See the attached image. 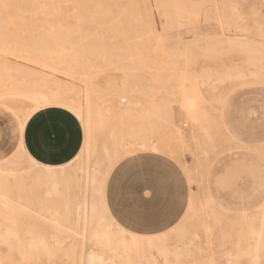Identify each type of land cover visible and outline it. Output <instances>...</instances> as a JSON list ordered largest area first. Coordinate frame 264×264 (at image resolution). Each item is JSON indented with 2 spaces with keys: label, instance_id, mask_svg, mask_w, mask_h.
<instances>
[{
  "label": "rangeland",
  "instance_id": "374dc122",
  "mask_svg": "<svg viewBox=\"0 0 264 264\" xmlns=\"http://www.w3.org/2000/svg\"><path fill=\"white\" fill-rule=\"evenodd\" d=\"M50 1L0 3L1 26L6 9L23 20L0 26V38L23 44L0 49V168L12 173L0 190L12 220L0 204V233L12 224L22 243L11 240L5 264H264V0ZM55 86L66 90L62 103L90 107L93 146L65 167L58 197L42 196L31 178L18 198L13 178L43 170L20 150L13 127L10 142V126L33 100L25 94ZM129 86L139 106L121 93ZM39 100L30 107L42 109ZM129 108L138 115L127 118ZM139 133L157 151L126 143ZM138 154L174 161L189 185L183 216L155 237L123 230L102 201L111 168ZM86 200L95 222L84 219ZM37 239L45 244L31 252Z\"/></svg>",
  "mask_w": 264,
  "mask_h": 264
},
{
  "label": "crops",
  "instance_id": "0c3cea01",
  "mask_svg": "<svg viewBox=\"0 0 264 264\" xmlns=\"http://www.w3.org/2000/svg\"><path fill=\"white\" fill-rule=\"evenodd\" d=\"M12 127L18 147L36 167L66 172V166L81 158L86 137L80 120L71 111L45 107L25 122L17 116L10 126V142L14 141ZM102 196L108 216L119 227L148 238L169 231L181 219L189 200V185L174 161L138 154L123 158L111 168Z\"/></svg>",
  "mask_w": 264,
  "mask_h": 264
},
{
  "label": "bare ground",
  "instance_id": "6f19581e",
  "mask_svg": "<svg viewBox=\"0 0 264 264\" xmlns=\"http://www.w3.org/2000/svg\"><path fill=\"white\" fill-rule=\"evenodd\" d=\"M12 1V2H11ZM49 1V0H48ZM66 1V0H65ZM73 1H77V0H73ZM84 0H82V2H83ZM105 1V0H104ZM5 2V3H4ZM16 2V1H15ZM35 2V1H34ZM37 2V1H36ZM35 2V3H36ZM41 2V1H40ZM67 2V1H66ZM68 2H70V1H68ZM67 2V3H68ZM107 2H109V1H107ZM0 3H3L2 5H7V6H11L12 4H13V0H9V2L7 1V0H0ZM18 3V2H17ZM17 3H15V4H17ZM23 3V2H22ZM21 3V4H22ZM48 3V2H47ZM47 3H45V4H47ZM100 3H102V2H99V5H100ZM14 4V5H15ZM30 4V3H29ZM50 4H52V0L50 1ZM79 4V3H78ZM103 4H104V2H103ZM102 4V5H103ZM110 4H112L111 2H110ZM31 5V4H30ZM58 5V4H57ZM60 5V4H59ZM70 7L72 6V4L70 5V4H68ZM68 5L67 6H63V9L65 10L67 7H68ZM98 5V6H99ZM23 5H21V6H19V4H18V10H21L20 8L22 7ZM44 7H45V5H43ZM53 6H56V4H54ZM2 7V6H1ZM5 7V6H4ZM15 7V6H14ZM41 7V6H40ZM57 7V6H56ZM62 7V6H61ZM61 7H58L59 9L61 8ZM100 7V6H99ZM102 7V6H101ZM105 7V6H104ZM148 8H149V5L147 6ZM6 8V7H5ZM23 8V7H22ZM26 8V7H25ZM33 8H34V6H33ZM72 8V7H71ZM106 8V7H105ZM3 9L4 8H2V11H3ZM31 9V8H30ZM35 9V8H34ZM40 9H42V7L40 8ZM68 9H70V8H68ZM96 9L97 8H95L94 10L96 11ZM150 9V8H149ZM10 10L13 12V9L12 8H10ZM15 10V9H14ZM25 10V9H24ZM23 10V11H24ZM73 10V9H72ZM93 10V9H92ZM106 10V9H105ZM6 11H7V16L4 18L3 17V19L5 20V22L3 23V24H5V25H7V24H12V25H16L21 19H20V16H19V12H17V9L11 14L10 13V11L9 10H7L6 9ZM38 11V10H37ZM37 11H35V12H37ZM43 11V10H42ZM55 11V10H54ZM53 11V12H54ZM57 11V10H56ZM60 11V10H59ZM67 11H70V10H67ZM95 11H94V13H95ZM98 11V10H97ZM101 11H102V9H101ZM8 12L10 13V14H8ZM33 12H34V10H33ZM51 12V11H50ZM53 12H52V14H53ZM75 12V11H74ZM22 13V12H21ZM20 13V14H21ZM26 13V12H25ZM45 13V12H44ZM60 13V12H59ZM65 13H66V11H65ZM68 13V12H67ZM66 13V14H67ZM93 12H91L90 13V15L89 16H91V14H92ZM149 13V15H150V12H148ZM3 14H4V11H3ZM3 14L1 15V16H3ZM26 14H28V13H26ZM31 14V13H30ZM49 14V13H48ZM57 14V13H56ZM106 14V13H105ZM5 15V14H4ZM37 14H35V16H36ZM40 15V13H38V16ZM60 15H62V11H61V13H60ZM58 16L59 18L58 19H60V17L61 16ZM65 14H64V11H63V15L62 16H64ZM93 15V14H92ZM102 15H104V14H102ZM53 16V15H52ZM95 16H97V15H95ZM105 17L106 16H108V15H104ZM27 17V16H26ZM29 17V16H28ZM27 17V18H28ZM40 17V16H39ZM64 17H66V16H64ZM64 17H62L63 18V20H65L66 18H64ZM93 17H94V15H93ZM99 17V16H98ZM104 17V18H105ZM38 18V17H37ZM42 17H40V19H41ZM61 18V19H62ZM90 18V17H89ZM100 18H101V16H100ZM99 18V19H100ZM2 18L0 17V20H1ZM20 19V20H19ZM33 19V18H32ZM35 19V18H34ZM44 19H45V17H44ZM52 19V17L50 18V20ZM69 19H71V18H69ZM30 20V19H29ZM46 20V19H45ZM48 21H49V19H47ZM46 20V21H47ZM52 20H54V19H52ZM50 21V23H53V21ZM61 21V22H63L64 23V21ZM91 20V19H90ZM101 20V19H100ZM21 21H23V20H21ZM34 21V20H33ZM47 21V22H48ZM58 21V20H57ZM68 21V20H67ZM77 21H79V20H77ZM2 22V21H1ZM30 22V21H29ZM46 22V23H47ZM56 22V21H55ZM81 22V21H80ZM23 23V22H22ZM39 23V22H38ZM62 23V24H63ZM92 23V22H91ZM90 23V24H91ZM1 24V23H0ZM48 24V23H47ZM59 24V21H58V23H57V25ZM74 24V23H73ZM80 24V23H79ZM79 24H77L78 26H79ZM4 25V26H5ZM40 25V24H39ZM69 25V24H68ZM1 26V25H0ZM4 26H1V27H4ZM45 26V25H44ZM48 27V26H47ZM59 27V26H58ZM61 27V26H60ZM6 30L8 31V27L6 26ZM9 28L11 29L12 28V26L10 27L9 26ZM13 28H15V27H13ZM30 28V27H29ZM62 28V27H61ZM42 29V28H41ZM69 29H70V27H69ZM15 30V29H14ZM24 30V29H23ZM28 30H31V28L30 29H28ZM60 31H61V29H59ZM76 30V29H75ZM25 31V30H24ZM39 31V30H38ZM42 31V30H41ZM40 31V32H41ZM77 31H78V29H77ZM77 31H75L76 32V35H77ZM20 32V31H19ZM50 32H51V30H50ZM0 33H1V31H0ZM9 33H10V31H9ZM21 33V32H20ZM62 33V32H61ZM66 33H68V31H66ZM6 33L4 32V34L3 35H5ZM12 34V33H11ZM14 34H16V33H13V35ZM19 34V33H18ZM24 34V33H23ZM39 34V33H38ZM37 34V35H38ZM34 35V34H33ZM36 35V34H35ZM7 36V35H6ZM9 36H11V35H9L8 34V38L7 39H9V42L8 41H6V40H4L3 38H0V49H22V46H23V44L22 45H19L18 43V45L16 44V45H13V43H11V45L10 44H8V43H10V38H9ZM15 36V35H14ZM17 36H19V35H17ZM17 36H15V38L17 37ZM23 36V35H22ZM91 38H92V36H90ZM20 38V37H19ZM5 39H6V37H5ZM14 39V38H13ZM51 40V39H50ZM15 41V40H14ZM12 42V41H11ZM17 42V41H16ZM16 42H14V43H16ZM60 44H61V42H60ZM27 45V44H26ZM50 46V45H49ZM61 46V45H60ZM63 46V45H62ZM69 46H71L70 44H69ZM69 46H68V48H69ZM33 47V46H32ZM30 48V47H29ZM53 48H55V47H53ZM23 49H25V47H23ZM26 49H28V48H26ZM31 49V48H30ZM34 49V48H33ZM57 49V48H56ZM58 49H60V47H58ZM236 75H240V73H238V74H236ZM56 88H57V86H55ZM60 87H58L57 89H51L48 93H46V92H41V91H33V93H35V95H38V97H35V98H33V96H35V95H27V94H25L24 96L25 97H27V99H29V98H31V99H33L32 100V102H28L27 104H24V110H20V113L17 115L18 116V118L20 119V121L22 122H25L26 121V119L33 113V112H35L36 110H34L33 109V107H30V106H34V107H37L38 105H37V103H35V102H33V101H35V99H41V100H39V105H41V107H43V108H45L47 105H63L64 107H65V109H71L72 110V113L73 114H75L77 117H78V119L80 120V122H81V124H82V126L84 125L85 126V128H86V130H84L85 131V137H86V139H85V144H84V147L82 148V150H81V152H80V154H79V156L80 157H82V156H84L85 154L87 155V152L89 151V147H88V145L90 144V142H89V137L91 138V135L90 136H88V129L87 128H89V130H90V133H91V129H90V125H92V123H91V121H89L90 119H88V117H90V109H88V108H90V107H88V105L86 106V111L84 112L83 111V109H82V104H71L70 102H68V103H66V102H63L62 103V100H63V98H65L67 95V93H66V90H62L61 91V89H59ZM45 91H46V89H45ZM120 93V92H119ZM121 93H123L126 97H128L129 98V100H130V104L131 105H133V106H139V101L137 100V99H134V98H132L131 96H133L132 94H134V92H133V90H132V87L131 86H129V88H128V91H125L124 89H122L121 90ZM29 97V98H28ZM191 99V100H190ZM189 99V105L190 106H195L194 104V102L192 101V98H190ZM195 100V99H194ZM42 103H41V102ZM120 102H125V99L124 98H122L121 100H120ZM67 107V108H66ZM84 107V106H83ZM69 109V110H70ZM138 109V108H137ZM70 110V111H71ZM122 110H124L123 112H124V115L125 116H128L127 118H132V117H135V116H137L138 114L136 113V111L135 110H133V109H131V108H129V109H122ZM189 110V109H188ZM187 110V111H188ZM116 111H119V109H117ZM189 112V111H188ZM192 113H190V114H193V111H191ZM92 114H93V112H92ZM121 115V114H120ZM124 115H123V118H124ZM196 115H197V113H196ZM196 115H192L194 118L195 117H197ZM142 116V115H141ZM190 116V115H189ZM205 116V115H204ZM122 120H124V119H122ZM91 123V124H89V122ZM130 121V120H129ZM87 123L89 124L88 125V127H86L87 126ZM130 123V127H131V122H129ZM139 124H140V122H139ZM138 127H139V125H138ZM184 127H185V125H184ZM84 128V129H85ZM132 130H134V128L132 129ZM132 137H133V135H131ZM228 136V135H227ZM129 142L127 141L126 143H128L129 145H130V147L132 146V147H137V146H139V147H141V148H144L145 150H150V151H157V144H155L154 142L155 141H150V142H148V139H146L147 137H145V138H143V136H140V133H139V136L137 137V139H135L134 137H133V139H131V137L129 136ZM93 140V139H92ZM127 140V139H126ZM91 141V140H90ZM123 141V140H122ZM93 143V142H92ZM92 143L90 144V145H92ZM89 145V146H90ZM93 146V145H92ZM85 149V150H84ZM20 150L23 152V153H25L24 152V150L23 149H21L20 148ZM28 160L29 161H31V163L33 162L31 159H29L28 158ZM33 164L35 165L36 163H34L33 162ZM36 166V165H35ZM43 171H39L38 172V174H34L35 176H33V177H31L29 174H25V173H22V175L21 176H19V177H14L13 178V181L15 182V186L14 187H12L11 186V190L13 189V191L14 192H17V197L19 198V196H20V194L22 193L21 191H23V190H25V185H23L25 182H27L28 180H30L31 178V180L32 181H34V183L35 184H37L38 186L35 188V190L37 191V189L38 190H42L43 191V195L42 196H44L45 198H54V197H58L60 194H59V186L63 183V182H65V180H66V172L62 169V170H57V169H51V168H47V167H42L41 168ZM81 169V168H80ZM54 170H56V171H54ZM82 170V169H81ZM81 173V172H80ZM12 173L11 172H9V171H5L4 169H2V168H0V190H2L3 188H6V185H4L3 183L6 181V179H7V176H9V175H11ZM15 174V173H14ZM90 175H92V174H90ZM16 178V179H15ZM88 178H89V176H88ZM88 178H87V180H88ZM20 192V193H19ZM4 194L3 193H1L0 192V200H1V198H3L2 196H3ZM88 199V198H87ZM47 200V199H46ZM85 200V199H84ZM87 201V200H86ZM83 202V201H82ZM9 203H11V201L10 202H8V199L7 200H4V203L2 204V203H0V204H2V205H4V207H5V209H3V210H1L2 212H4V215H5V219L6 220H8V219H10V220H12L11 218H9V210L6 208V206L9 204ZM1 205V206H2ZM76 207H77V205H75ZM75 206L73 207V208H75ZM263 206V205H262ZM3 207V208H4ZM75 210H76V217H77V215H80V210H81V205L79 204V206L77 207V208H75ZM94 210H95V203L94 202H92V201H90V202H85V205H84V213H85V218L84 219H86L85 221H88L89 223L90 222H92V221H94L95 222V219H94ZM1 211H0V214H1ZM11 211V210H10ZM11 213V212H10ZM79 217V216H78ZM72 218H74L75 219V217H72ZM77 219V218H76ZM81 219V218H80ZM78 221H80L79 220V218H78V220H77V222ZM85 221H83V222H85ZM10 222V221H9ZM10 223H12V221L10 222ZM74 223V222H73ZM80 223V222H79ZM11 226H4L5 227V229H4V231L3 232H1L0 233V264H5V262H4V260H3V258H2V256H1V254H2V252H5L6 250H8L10 253H11V249H12V247H11V245H10V242H11V240L14 238L15 240H16V242L18 243V245L20 246L22 243H21V240L19 239V236L17 235V233H16V231L13 229V225L12 224H10ZM90 228V227H89ZM94 237L95 236H97L98 235V233H93L92 234ZM258 236V238L260 237V234H258L257 235ZM257 239V238H256ZM39 243H41V245H42V241H39V239H37L36 241H33V243L31 244L30 242L28 243V248L30 249V251L32 252V251H37L38 249L40 250V247L39 246H33V245H38ZM43 244H45V243H43ZM18 249V248H17ZM42 252L43 251H45V248L44 247H42ZM13 251V250H12ZM8 252V253H9ZM95 252H91L90 253V257H93V258H96V257H94L95 256ZM4 255V254H3Z\"/></svg>",
  "mask_w": 264,
  "mask_h": 264
}]
</instances>
